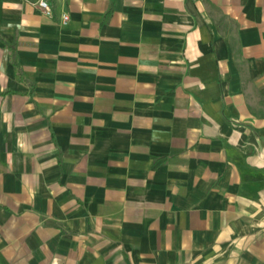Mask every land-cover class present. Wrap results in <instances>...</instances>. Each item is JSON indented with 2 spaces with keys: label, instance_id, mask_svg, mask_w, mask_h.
I'll list each match as a JSON object with an SVG mask.
<instances>
[{
  "label": "crops",
  "instance_id": "obj_1",
  "mask_svg": "<svg viewBox=\"0 0 264 264\" xmlns=\"http://www.w3.org/2000/svg\"><path fill=\"white\" fill-rule=\"evenodd\" d=\"M36 1L0 0V264H264V0Z\"/></svg>",
  "mask_w": 264,
  "mask_h": 264
},
{
  "label": "built area",
  "instance_id": "obj_2",
  "mask_svg": "<svg viewBox=\"0 0 264 264\" xmlns=\"http://www.w3.org/2000/svg\"><path fill=\"white\" fill-rule=\"evenodd\" d=\"M34 4L37 5L39 8H41L46 14H48V15L52 14V7L48 3L47 0H38ZM68 19H69L68 15L63 16V22L64 23H66L68 21Z\"/></svg>",
  "mask_w": 264,
  "mask_h": 264
}]
</instances>
